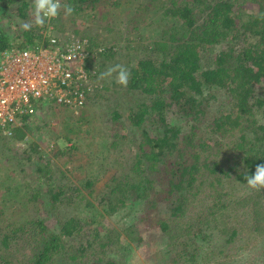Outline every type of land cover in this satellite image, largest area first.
<instances>
[{"label":"trees","instance_id":"trees-1","mask_svg":"<svg viewBox=\"0 0 264 264\" xmlns=\"http://www.w3.org/2000/svg\"><path fill=\"white\" fill-rule=\"evenodd\" d=\"M130 1L60 0L74 14H105L111 24L120 20L128 30L118 46L101 41L97 33L86 37L91 78H99L109 64L126 67L131 78L127 87L115 78L88 93L81 115L89 113L84 114L90 98L113 99L108 110L105 101L102 109L98 106L101 120H92L91 130L101 131L103 144L97 141L90 171L79 185L89 189L108 169L115 172L87 197L73 180L63 181L66 171L58 174L50 159L43 162L46 153L35 137L24 148L13 146L15 130L23 135L15 127L0 144V154L7 151L13 166L10 180L15 183L8 188L19 192L13 195V213L4 205L6 193L1 198L0 264H63L68 259L87 264V256L103 260L110 247L107 216L117 212L127 215L125 230L134 224L141 243L152 227L167 234L171 216L191 207L189 195L214 196L208 205L217 209L213 219L219 225L228 221L219 208L252 202L244 174L264 163V0H143L127 13ZM29 7L33 12L32 0H0V62L7 49L48 43L46 21L30 31L21 27L33 21ZM101 88L108 93L102 95ZM216 92L225 98L219 100ZM51 104L41 100L38 111ZM109 150L116 154L110 159ZM15 152L28 154L20 158ZM261 192V200L251 205V221L233 227L239 232L236 239L245 241L242 249L264 242ZM166 254L174 264L186 261L170 249ZM182 254L188 257L187 251Z\"/></svg>","mask_w":264,"mask_h":264},{"label":"rangeland","instance_id":"rangeland-1","mask_svg":"<svg viewBox=\"0 0 264 264\" xmlns=\"http://www.w3.org/2000/svg\"><path fill=\"white\" fill-rule=\"evenodd\" d=\"M142 2L143 0L127 2L125 4L127 13L133 8L134 4H138L139 6ZM31 13L32 7H29L27 14L31 15ZM93 18L94 15L91 13L87 15L72 13L70 16H65L61 8L60 15L57 18L46 20L47 29H45L44 35H46L45 37L47 38L56 36L59 41L64 40V42H67L75 38L88 39L86 38L88 35L97 33V37L101 39V41H107L110 44L116 43L117 46L119 44L121 45L122 42L120 39L124 38L128 30L123 29L120 20H118L119 22L111 24L105 14H98L94 19ZM36 30H39V33L42 32V29L37 28ZM134 45H136V42L133 43L132 47ZM113 65L114 64H109L102 73ZM113 79H115V74L103 80L92 78V80H90V85H92L93 88L91 95L95 93L96 87L104 86L107 81ZM101 90L104 92L102 95L108 93L104 88H101ZM215 96L217 98L219 97V100H222L224 97L219 92H216ZM109 99V101H105L104 98L102 99L101 97H97L96 99L90 98L88 105L85 107L87 110L84 114L88 111L89 113L87 115H81V109L75 111L66 106L51 102L52 104L48 105L44 112L37 111L36 114L28 116L27 125L20 123L19 127L23 135L20 136L17 134V128L15 130L16 134H14V139L12 138L10 141L13 143V146L16 145V147L24 148L29 141L35 137L40 143L44 153H46L43 162L50 159L53 167L56 169V173L60 174L66 171L65 175L62 176L63 181L73 180V183L79 185L80 179L85 178L90 171V168H88L90 164L88 163L95 157L94 149L98 147L95 146L97 141L103 144L102 140H98L101 131L98 129V132H92L91 126L93 125L92 120L94 116L101 120L100 116L102 114L100 111L102 106L100 105L103 101L106 102L104 103L106 104V109L108 110L110 108L113 98L111 99V96H109ZM95 100H99L100 102L96 101L97 103H94ZM98 106L101 107L100 110ZM81 118L82 122L80 123L79 119ZM20 130L19 132H21ZM3 137L5 138L6 136L0 132V144L3 141ZM71 146H74V148H68ZM100 147L102 148L103 146ZM110 151L111 150H109L107 154H109ZM27 154L26 152L16 153L20 158H23ZM8 155L7 151L0 154V202L2 203V195L6 193V196H8L7 199L9 200H7L4 205L7 206L6 209H9L8 213L10 214V212H15L14 209L17 207V202L12 201L13 195L15 193L19 194V192L10 190L15 182L13 183L10 180L14 172L12 171L13 166L11 162L6 159ZM112 155L116 154L111 152L109 154V159L110 156L112 158ZM68 159L69 161L66 162ZM102 160L103 158H99L98 162ZM105 172L102 179L93 187L88 189L86 186L83 187V185H79L85 194L88 192L87 197L91 196L89 193L90 191L94 190L95 192V189L99 191L103 188L107 179L115 170L110 168ZM8 186H10V189ZM248 192L252 194V196L248 198L251 199L252 202L240 204L236 208H219L221 210L223 209L224 213L222 212V215L224 219L228 218L227 223H222V225H219V223L216 224L213 219V217L216 216L217 209L208 205V202H212V199H215L214 196H209L208 193L199 194L197 196L189 195L188 199L191 203V207L188 206L187 209L179 211L176 215H170L171 219L168 220V224L171 228L169 232L167 234H161L160 231H157L158 229H156V227H152L144 233V239L141 243L137 241V228H134V224L131 226V229L125 230L124 225L126 220H128L126 214L124 217L120 212L113 215L109 214L107 217L112 225L108 224L109 228L107 233H109V238L105 239L106 246H110L106 247L105 255L107 256L104 259L102 258L103 260H98L99 257H92L94 260H90L91 257L87 256L85 262H88L87 264H108L110 260H112L117 264H174V261L170 259V257H172L171 254H166V249H170L174 257L181 255L182 258L186 259L184 264H264V242L260 241L259 246L253 247L252 249L250 247L242 249L239 246L244 244L245 241H238L236 235L239 234V232H233V227L239 228V221L241 223L244 221L243 225L251 221L250 218L251 216L254 217L255 210L251 205L254 204L256 206L257 200H261V197L258 199L260 193L263 194V192L256 193V191L254 192L250 189ZM242 193L243 190L239 191V194ZM200 202H202L203 205L197 207ZM217 202L219 203L220 201L217 200ZM205 207H208V209ZM120 210L123 211L124 209ZM230 215H233L232 217H237L235 218L236 220H232ZM207 219H210L211 223H206ZM214 224L218 225V229L217 226L213 228ZM138 227L142 230L141 224H138ZM201 228L203 230H200ZM247 231L250 233L249 229ZM183 251H187L188 257L183 256ZM70 263L72 262L68 259V263L64 262L63 264Z\"/></svg>","mask_w":264,"mask_h":264},{"label":"built area","instance_id":"built-area-1","mask_svg":"<svg viewBox=\"0 0 264 264\" xmlns=\"http://www.w3.org/2000/svg\"><path fill=\"white\" fill-rule=\"evenodd\" d=\"M88 39L59 41L36 48H11L0 62V132L11 136L23 118L38 111L41 100L78 111L84 107L92 80L85 66ZM93 72V71H91Z\"/></svg>","mask_w":264,"mask_h":264},{"label":"clouds","instance_id":"clouds-1","mask_svg":"<svg viewBox=\"0 0 264 264\" xmlns=\"http://www.w3.org/2000/svg\"><path fill=\"white\" fill-rule=\"evenodd\" d=\"M33 5V21L22 24L25 31H30L33 24L38 27H43L46 20L57 18L63 8L64 15L70 16L74 12V8L69 4L61 5L60 0H32ZM261 18H264L262 16ZM115 74L116 83L121 87H127L131 78V72L122 65H113L105 72L101 73L99 79L111 77ZM244 180L250 190L261 192L264 191V163H259L255 166L253 173L244 174Z\"/></svg>","mask_w":264,"mask_h":264}]
</instances>
